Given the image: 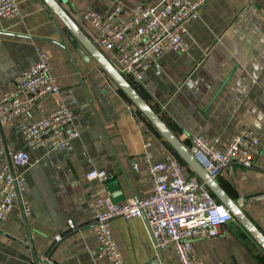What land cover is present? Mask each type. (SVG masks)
Returning <instances> with one entry per match:
<instances>
[{"label": "crops", "instance_id": "obj_1", "mask_svg": "<svg viewBox=\"0 0 264 264\" xmlns=\"http://www.w3.org/2000/svg\"><path fill=\"white\" fill-rule=\"evenodd\" d=\"M57 1L97 46V31L81 14L90 9L104 14L112 0ZM159 1L120 0V18L137 4ZM18 2L17 16L0 17V94L15 90L14 78L36 62L37 48L49 55L50 73L60 89L42 99L41 110L31 107L27 119L3 127L5 141L26 150L30 165L25 190L0 226V264H33L45 252L56 264H109L98 257L90 206L102 183L87 179L86 173L105 170V187L114 201L124 203L152 191L143 142H150L154 162L178 156L76 41L85 55L78 54L68 29L44 0ZM185 26L187 50L163 53L141 83L129 82L186 147L193 134L219 137V147L242 130L259 138L260 153L251 168L223 169L215 180L264 235V0H206L198 17ZM100 50L112 59L113 52ZM58 103L72 111L78 136L64 148L28 147L22 128ZM20 199L29 202L30 214H23ZM69 219L74 229H69ZM110 227L124 264H180L171 248L157 253L142 219L116 216ZM56 233L63 235L59 242L53 240ZM194 246L200 264H264V249L237 220Z\"/></svg>", "mask_w": 264, "mask_h": 264}, {"label": "built area", "instance_id": "obj_2", "mask_svg": "<svg viewBox=\"0 0 264 264\" xmlns=\"http://www.w3.org/2000/svg\"><path fill=\"white\" fill-rule=\"evenodd\" d=\"M205 2L161 0L156 4H137L129 9L125 19H121L124 6L120 0H112L108 12L101 14L90 9L81 14V20L97 31V46L113 52L109 60L117 70L128 81L141 83L144 72L163 53L187 50L188 44L183 37L185 24L198 17ZM18 14V0H0L1 18H13ZM50 70L49 55L37 48L36 62L14 78L15 90L0 94V226L25 190V171L30 165L26 150L16 149L5 141L3 127L27 119L26 112L31 107L41 110L44 97L59 93V83ZM72 120V111L58 103L52 111L23 127L21 136L32 149L64 148L78 136ZM189 138L188 150L214 179L223 169L251 168L254 157L260 153L259 138L244 130L223 147H219V137L207 139L193 134ZM150 145L149 141L142 145V158L152 183V191L145 198H130L118 203L105 187V170L93 169L86 173L87 179H98L102 183L90 203L92 227L99 243L98 257H105L109 264H124L110 221L116 216L126 220L138 217L144 221L157 253L171 248L180 264H200L194 252L195 241L215 237L220 226L236 218L178 157L167 155L154 162ZM20 204L25 216L31 213L27 200L20 199ZM67 225L69 229L75 228L71 219ZM62 237L56 233L53 240L59 242ZM33 264L56 263L52 255L45 252L38 254Z\"/></svg>", "mask_w": 264, "mask_h": 264}, {"label": "water", "instance_id": "obj_3", "mask_svg": "<svg viewBox=\"0 0 264 264\" xmlns=\"http://www.w3.org/2000/svg\"><path fill=\"white\" fill-rule=\"evenodd\" d=\"M53 13L62 21L69 31L70 39L75 45L80 56H84L83 51L78 47V41L88 53L97 61L104 69L108 76L116 83V85L125 93L131 102L142 112V114L152 123L159 131L164 139L171 145L181 160L189 166L193 173L202 180L213 195L221 201L234 215L248 232L256 239V241L264 249V235L252 223L245 214L241 206L234 202L220 187L217 181L210 177L197 159L190 153L188 148L178 139L168 125L160 118V116L152 109L146 100L138 93L133 85L117 70L112 62L102 53V51L84 34L80 26L65 12L57 0H44ZM160 253V252H159Z\"/></svg>", "mask_w": 264, "mask_h": 264}, {"label": "rangeland", "instance_id": "obj_4", "mask_svg": "<svg viewBox=\"0 0 264 264\" xmlns=\"http://www.w3.org/2000/svg\"><path fill=\"white\" fill-rule=\"evenodd\" d=\"M178 156V155H177ZM186 167H188L189 168V166L188 165H186ZM190 169V168H189Z\"/></svg>", "mask_w": 264, "mask_h": 264}, {"label": "trees", "instance_id": "obj_5", "mask_svg": "<svg viewBox=\"0 0 264 264\" xmlns=\"http://www.w3.org/2000/svg\"><path fill=\"white\" fill-rule=\"evenodd\" d=\"M178 158L180 159V161H182L181 158H180L179 156H178Z\"/></svg>", "mask_w": 264, "mask_h": 264}]
</instances>
